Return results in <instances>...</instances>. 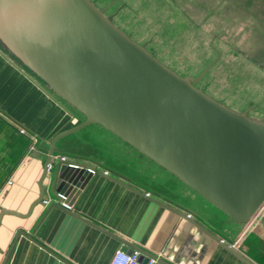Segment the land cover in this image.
I'll return each mask as SVG.
<instances>
[{
	"label": "water",
	"instance_id": "95a60500",
	"mask_svg": "<svg viewBox=\"0 0 264 264\" xmlns=\"http://www.w3.org/2000/svg\"><path fill=\"white\" fill-rule=\"evenodd\" d=\"M0 41L84 116L78 125L51 139L38 180L39 194L28 211L0 207V222L3 214L29 217L43 200L49 175V192L56 201L49 208L70 211L91 170H96L87 163L52 157L57 140L90 124H99L146 155L236 224L248 223L264 203V121L231 109L197 86L216 59L197 76H182L91 0H0ZM49 164L54 168L50 173ZM109 177L186 218L240 260L253 264L190 214ZM20 235L49 251L23 231L13 245ZM122 241L130 247L128 252L140 253L142 262L154 257L168 264Z\"/></svg>",
	"mask_w": 264,
	"mask_h": 264
},
{
	"label": "crops",
	"instance_id": "0c3cea01",
	"mask_svg": "<svg viewBox=\"0 0 264 264\" xmlns=\"http://www.w3.org/2000/svg\"><path fill=\"white\" fill-rule=\"evenodd\" d=\"M0 119L4 124L1 126L4 137L13 136L19 141L7 146L10 153L2 166L0 163V175L7 172L0 183V207L26 213L38 197V180L51 139L78 125L84 117L0 48ZM6 124L11 125L10 128ZM18 127L25 128L27 135L19 136ZM78 135L81 132L73 137L78 139ZM61 139L55 144V160L65 157L87 163L95 167L96 172L73 199L70 211L49 208L56 202L49 192V175L44 180L43 197L48 204L42 200L26 218L3 214L0 264H108L117 249H130L122 240L140 246L168 264H246L186 218L109 176L190 214L250 262L264 264V208L248 223L236 224L211 202L188 191L198 209L185 208L105 163L80 155L70 156L64 140L69 138ZM24 148L28 149L21 153ZM134 159L128 157L124 162L130 165ZM140 163L144 168L148 165V169L151 165ZM21 231L49 251L22 235L13 245Z\"/></svg>",
	"mask_w": 264,
	"mask_h": 264
},
{
	"label": "rangeland",
	"instance_id": "374dc122",
	"mask_svg": "<svg viewBox=\"0 0 264 264\" xmlns=\"http://www.w3.org/2000/svg\"><path fill=\"white\" fill-rule=\"evenodd\" d=\"M91 1L122 31L182 76H197L216 59L199 87L231 109L264 121V0ZM1 126L0 119V150L18 144L13 136L4 137ZM85 127L63 137L69 138L64 140L70 156L96 159L154 193L188 209H198L188 192L198 193L160 165L99 124ZM80 132L78 139L73 137ZM128 157L135 158L130 165L124 162ZM140 162L151 165L144 168Z\"/></svg>",
	"mask_w": 264,
	"mask_h": 264
},
{
	"label": "built area",
	"instance_id": "2783aa9c",
	"mask_svg": "<svg viewBox=\"0 0 264 264\" xmlns=\"http://www.w3.org/2000/svg\"><path fill=\"white\" fill-rule=\"evenodd\" d=\"M17 132L21 135H27V131L23 127H18ZM32 143L36 141V139L33 137L31 138ZM56 156H53L52 159H56ZM62 159H65V157H61ZM52 166L51 164L48 165V172L51 170ZM92 173L95 171L91 170ZM11 181H9L10 183ZM44 204H48V200H43ZM264 208V203L261 205V207L258 209V211L255 213V215L252 218H255V216ZM157 260L154 257H149L145 262H142L140 260V253L136 250H133L132 252H128L126 250L117 249L111 260L108 264H156Z\"/></svg>",
	"mask_w": 264,
	"mask_h": 264
},
{
	"label": "trees",
	"instance_id": "16d2710c",
	"mask_svg": "<svg viewBox=\"0 0 264 264\" xmlns=\"http://www.w3.org/2000/svg\"><path fill=\"white\" fill-rule=\"evenodd\" d=\"M3 48L4 50H5V52L9 55V56H11V57H13L23 68L25 67L14 55H12L9 51H8V49L1 43V41H0V48ZM148 50V49H147ZM149 51V50H148ZM151 52V51H150ZM26 68V67H25ZM33 76H35L38 80H40L33 72H31L28 68H26ZM204 76V75H203ZM203 78V77H202ZM202 78H201V80H202ZM200 80V81H201ZM41 81V80H40ZM43 84H45L43 81H41ZM200 83V82H199ZM198 83V84H199ZM197 84V86L199 87V85ZM46 85V84H45ZM47 86V85H46ZM200 88V87H199ZM59 97V96H58ZM67 103V102H66ZM68 104V103H67ZM68 105H70V104H68ZM71 106V105H70ZM72 107V106H71ZM73 109H75L74 107H73ZM76 110V109H75ZM77 111V110H76ZM78 112V111H77ZM82 115V114H81ZM83 116V115H82ZM84 117V116H83ZM7 126H9V128H10V126L11 125H9V124H6ZM0 151H3V156H1V158H0V163H1V166H2V164H4V162H5V159H6V155L8 154V153H10L9 152V149L8 148H2ZM6 173L7 172H5V173H3L2 175H0V183L2 182V179L4 178V176L6 175ZM178 179V178H177ZM179 180V179H178ZM199 195V194H198Z\"/></svg>",
	"mask_w": 264,
	"mask_h": 264
},
{
	"label": "flooded vegetation",
	"instance_id": "af4514ba",
	"mask_svg": "<svg viewBox=\"0 0 264 264\" xmlns=\"http://www.w3.org/2000/svg\"><path fill=\"white\" fill-rule=\"evenodd\" d=\"M197 205V204H196ZM186 208V207H185Z\"/></svg>",
	"mask_w": 264,
	"mask_h": 264
}]
</instances>
